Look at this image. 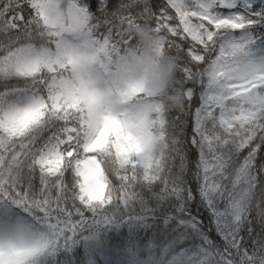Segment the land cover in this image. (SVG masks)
Instances as JSON below:
<instances>
[{"label":"snow or ice","instance_id":"6c2138e0","mask_svg":"<svg viewBox=\"0 0 264 264\" xmlns=\"http://www.w3.org/2000/svg\"><path fill=\"white\" fill-rule=\"evenodd\" d=\"M140 25L175 78L110 115ZM133 222L137 264H264V0H0V264Z\"/></svg>","mask_w":264,"mask_h":264},{"label":"clouds","instance_id":"9594fccd","mask_svg":"<svg viewBox=\"0 0 264 264\" xmlns=\"http://www.w3.org/2000/svg\"><path fill=\"white\" fill-rule=\"evenodd\" d=\"M133 37L134 43L121 51L118 65L111 70L108 89L96 97V102L110 115L124 111L133 86L160 94L175 78V61L161 52L162 35L140 25L133 29Z\"/></svg>","mask_w":264,"mask_h":264},{"label":"trees","instance_id":"16d2710c","mask_svg":"<svg viewBox=\"0 0 264 264\" xmlns=\"http://www.w3.org/2000/svg\"><path fill=\"white\" fill-rule=\"evenodd\" d=\"M148 243L142 226L121 223L102 229L94 238L79 240L70 252L57 253L48 264H137L138 249Z\"/></svg>","mask_w":264,"mask_h":264},{"label":"rangeland","instance_id":"374dc122","mask_svg":"<svg viewBox=\"0 0 264 264\" xmlns=\"http://www.w3.org/2000/svg\"><path fill=\"white\" fill-rule=\"evenodd\" d=\"M114 68V67H113Z\"/></svg>","mask_w":264,"mask_h":264}]
</instances>
